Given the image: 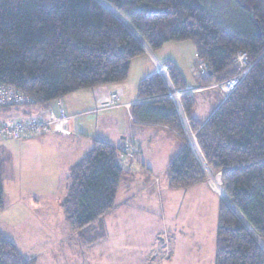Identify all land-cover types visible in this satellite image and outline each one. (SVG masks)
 Masks as SVG:
<instances>
[{"label":"trees","instance_id":"16d2710c","mask_svg":"<svg viewBox=\"0 0 264 264\" xmlns=\"http://www.w3.org/2000/svg\"><path fill=\"white\" fill-rule=\"evenodd\" d=\"M103 1L136 34L98 0H0V84L25 93L29 106L49 108L81 90L125 83L133 60L145 54L143 45L156 52L170 42H193L197 57L209 67L202 85L237 76L233 60L239 52L248 53L249 73L205 124L193 118L196 101L182 74L166 63L175 87L190 94L182 97L183 109L202 158L221 175L227 197L220 198L215 264H264L259 244L264 247V0H224L234 7L238 24L222 17L213 0ZM167 92L165 81L155 75L140 83L137 96L155 99ZM131 115L140 125L169 128L183 141L167 169L171 190L209 183L174 101L135 105ZM133 147L122 150L94 137L92 150L72 167L61 207L80 241L105 238L104 220L116 210L129 175L121 156L133 157ZM4 172L0 153V214L6 208ZM35 262L0 230V264Z\"/></svg>","mask_w":264,"mask_h":264},{"label":"rangeland","instance_id":"374dc122","mask_svg":"<svg viewBox=\"0 0 264 264\" xmlns=\"http://www.w3.org/2000/svg\"><path fill=\"white\" fill-rule=\"evenodd\" d=\"M213 2L222 17L230 20L232 24L239 23L240 19L237 18L235 9L229 1L213 0ZM164 48L167 49L163 50H167L178 59L192 78L191 69L187 68V61L190 58L197 59V68L199 66V58L196 56L193 42H170ZM242 62L247 65V61ZM163 63L168 65L166 62ZM170 70L171 67H169V74ZM131 82L128 83V86L130 84L132 86L127 88V92L135 95L139 86H136L137 82L134 84ZM217 87L222 91L221 85L218 84ZM193 91L191 95L195 93V90ZM222 94L225 99L223 91ZM186 95L190 94L181 96ZM182 97L179 101L181 105ZM102 107L104 109L100 113L95 109L88 111L87 114H81L79 118L91 119L89 126L92 127L93 124H100L99 116L101 114L117 110L122 106L109 107L107 103L102 104ZM27 108L19 106L2 110L0 111V121L27 119L42 112L41 106H38L33 108L32 113H23ZM101 118L104 130L102 133L109 135L110 125L115 122V119L111 117V114L102 115ZM191 135H187V137L192 145L196 139L193 132ZM50 136H52L51 138L57 137ZM116 136L118 137V132ZM36 139H7L1 143L0 148L5 170L4 190L7 206L6 214L2 220L7 218L8 222H11V227L7 223L5 229L26 258L40 257L38 264H215L220 198L226 199V195L220 174L213 173L206 166L201 158L202 155L200 157L201 153L196 155L207 169L210 176V187L218 195H213L210 191L205 192V188L200 189L199 194L187 193L188 196L182 191H176L172 193L175 194L173 198L167 202L165 191L160 198L157 191L149 196L148 193L138 192V187L137 191H134L133 200L126 211L116 212L107 217L111 221L122 222L117 224L120 227H112L108 233L109 237L89 244L80 241L77 236L72 234L61 207V202L67 193L68 177L71 175L72 167L62 166L60 177L56 180L58 186L54 189L56 195L47 197L46 201H43L41 195L45 190L54 188V185L49 186V182L55 183V180H50L48 176L50 172L44 173L45 171L41 169L26 168L27 156L34 157L36 155V160L38 162L40 160L36 154V148L26 143ZM69 145L66 146L67 152L74 151L77 147L74 143ZM156 150L158 149H153L151 155L162 156ZM150 164L157 170L158 175L156 174L155 177H160L162 182L168 179L166 175L160 174L165 169V162L150 160ZM123 165L127 167L125 164ZM140 165L146 164L144 161L136 164V169L140 173L135 172L134 174L139 179L141 174L145 175V172H141ZM51 166L52 158L48 167ZM43 187L46 189L43 190ZM145 190L147 189L144 188L143 191ZM196 195H202L201 200L196 199L198 197ZM55 199H61V201L55 202ZM121 206L126 207L125 204ZM53 233L58 236L56 238L58 254L49 250V248H53L50 240ZM163 239L167 240L166 246L160 247ZM259 244L264 251V247L261 243ZM154 251L157 255L159 252L157 257L153 254Z\"/></svg>","mask_w":264,"mask_h":264},{"label":"crops","instance_id":"0c3cea01","mask_svg":"<svg viewBox=\"0 0 264 264\" xmlns=\"http://www.w3.org/2000/svg\"><path fill=\"white\" fill-rule=\"evenodd\" d=\"M169 44L170 43H167L165 45ZM165 45L163 46V48L156 52H154L149 46L143 45L145 54L133 60L129 72V78L125 83L119 85L101 86L93 89H85L65 96L62 99V104L65 106L66 111H69L67 113L70 116L74 117V120L68 126L70 134L53 135L57 136L56 138H51L52 136L49 135L38 138L31 142H26L29 143V146L33 145V147L36 148V154L38 155V157H40V160L38 162V160H36V155L34 157L27 156L26 168H32L34 170L41 169L42 171H45L44 173L50 172V174L48 175L50 180H55V183L52 181L49 182V186L54 185V188L48 191L45 190L42 193L43 195L41 196H43V201H46L47 197L49 196L51 197L56 195L54 189L56 188V186H58L56 180L58 179V177H60L59 174L62 170V166L65 165L66 167L71 168L75 164L80 162L92 150L94 137L106 139L122 150L130 147L131 145L132 147L134 146L133 148H135L133 151L134 156H130L129 158H127V161L123 156H121L122 163L127 166L126 168L128 169L127 171L129 172V175L122 182L117 198V208L113 213H111L112 215H114L116 212L126 211L128 205L133 200L134 191H137L138 187V192L148 193L149 196L150 194L153 195V193L157 191L159 193L158 197L160 198L165 191V194L167 195V202L173 198L175 194L172 193L176 191H182L183 193H185V195L188 196L187 193L199 194L198 191H201L200 189L205 188V192L210 191L211 194L218 195L213 191L209 183L189 190H171L169 187L168 179L162 182L160 177H155V175H158V173H156L157 170L150 164V160H154L157 162H159L160 160V162H165V169L160 174L162 176H167V169L170 162L179 154L181 149L184 147V143L179 135L169 128L162 126L140 125L138 123H135L133 121V118L131 117L132 106L152 102L154 101V99H139L137 96L138 90L135 95L133 93H128L127 88L132 86V84L128 86V83H130L131 81V83L133 84L137 82L136 86H139L142 81L155 76L157 72V61L170 62L172 66L176 67L182 74L187 85L186 88H192L193 90H195L193 97L195 98L196 105L193 111V118L197 122L205 124L225 100L222 91L217 87L218 84L214 83L211 85H202V78L200 76L199 69L197 68V59L193 60V58H190L187 61V68H190L192 72L191 78L187 71L184 69L183 65L178 61V59L167 52V50H163L167 49L164 48ZM193 90L188 91L193 93ZM113 93L119 94V104L122 107L117 110H112L110 112L101 114L99 116L100 124L97 122V125L93 124L92 127H90L89 122H91V119L79 118L81 114H87L88 111H92L95 109L99 110L100 113V111L104 109L102 107V104H107ZM26 107L28 108L23 111V113H32V111H34L33 108H35V106ZM45 108L47 107H41L42 111ZM178 111L186 135H191L193 131L182 105L178 107ZM106 114H111V117L115 119V122L111 123L110 125L108 131L109 135L103 134V124L101 125V116ZM117 132L118 137L116 136ZM114 133H116V135H114ZM122 135L124 136L121 137ZM72 143L77 146L76 149L74 151L69 150L67 152L66 146H70L69 144ZM155 148L158 149L156 151L160 152L162 156L151 155L152 150ZM51 158L52 166L48 167L50 165ZM140 161H144L146 165H140L142 167L141 172H145V175L143 176L141 174V177L139 179V177L135 176L134 173H140V171L136 169V164H138ZM144 188H146L147 190L143 191ZM44 189H46V187H43V190ZM196 196H198L196 197V199L201 200L202 195ZM57 200L61 201V199ZM57 200L55 199V202H57ZM123 204H125L126 207L121 206ZM6 209L7 206L5 208V211L0 214V230L9 239H11L9 233H7L8 231L5 229L7 228V223H9V226L11 227V222H8L7 218H4V221L2 220L4 215L6 214ZM107 217H109V215ZM107 217L104 220V225L106 228L105 237H109L108 233L110 232V229L112 227H120L117 226V224L122 223L115 220L111 221ZM57 237L58 236H56V233H53L50 236L53 248H49V250H53V253L58 254V244L56 241ZM166 242L167 240L163 239L160 247L166 246ZM153 254H155L157 257L159 255V252L158 255L155 251L153 252ZM39 258L40 257L33 258L34 260H36L35 264H38Z\"/></svg>","mask_w":264,"mask_h":264},{"label":"built area","instance_id":"2783aa9c","mask_svg":"<svg viewBox=\"0 0 264 264\" xmlns=\"http://www.w3.org/2000/svg\"><path fill=\"white\" fill-rule=\"evenodd\" d=\"M198 69L200 76L207 77L209 74V67L205 60L198 59ZM242 61H247L244 65ZM156 75L162 77L165 81L168 92L167 94L155 99H171L176 104L177 108L181 106L179 101L184 90L177 89L173 84L170 74V65L157 61ZM233 63L238 67L239 74L232 79L220 83L225 99L238 89L248 72L251 65L249 62V55L246 52H239ZM187 90H192L186 88ZM31 99L18 89L0 84V111L19 107L29 106ZM109 107H118L119 94L113 93L108 102ZM74 120V117L67 114L60 101L53 107L45 108L41 113L30 116L27 119H8L0 121V146L4 140H22V139H36L45 135H68L70 130L69 124ZM192 136V135H191ZM221 176V175H220Z\"/></svg>","mask_w":264,"mask_h":264},{"label":"bare ground","instance_id":"6f19581e","mask_svg":"<svg viewBox=\"0 0 264 264\" xmlns=\"http://www.w3.org/2000/svg\"><path fill=\"white\" fill-rule=\"evenodd\" d=\"M101 1V0H100ZM105 2V1H104ZM105 7V6H104ZM121 19H122V21L127 25V27L134 33V34H136L135 33V31L131 28V26L127 23V21H125V19L123 18V17H121ZM192 145H193V150L195 151V153L198 155V154H200V151H199V147H198V145H197V142H193L192 143ZM200 157H201V154H200ZM202 158V157H201ZM202 160H203V158H202ZM203 162H204V160H203ZM205 163V162H204ZM217 180V179H216ZM225 198H227V197H225Z\"/></svg>","mask_w":264,"mask_h":264},{"label":"water","instance_id":"95a60500","mask_svg":"<svg viewBox=\"0 0 264 264\" xmlns=\"http://www.w3.org/2000/svg\"><path fill=\"white\" fill-rule=\"evenodd\" d=\"M98 2H100V3H102V4H104V5H106L108 8H110L115 14H116V16H118L119 18H120V16L121 15H119L114 9H112L111 7H109L103 0H98ZM122 17V16H121ZM121 19V18H120ZM122 20V19H121ZM211 74H212V72H211ZM240 216V215H239ZM253 234L255 235V232L253 231ZM257 238V237H256ZM258 239V238H257ZM259 240V239H258ZM259 243H260V241H259Z\"/></svg>","mask_w":264,"mask_h":264}]
</instances>
